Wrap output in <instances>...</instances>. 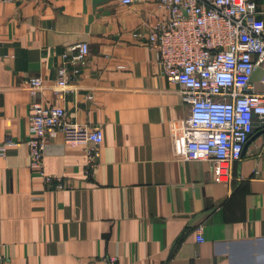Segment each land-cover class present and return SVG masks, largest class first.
I'll return each instance as SVG.
<instances>
[{"label": "crops", "instance_id": "obj_1", "mask_svg": "<svg viewBox=\"0 0 264 264\" xmlns=\"http://www.w3.org/2000/svg\"><path fill=\"white\" fill-rule=\"evenodd\" d=\"M166 14L157 0H0V145L18 142L0 152V264H264V128L231 182L188 159L189 104L144 44ZM81 42L89 61L59 88L63 53ZM30 77L45 105L103 131L93 168L83 145L48 135L44 167L65 188L29 167Z\"/></svg>", "mask_w": 264, "mask_h": 264}, {"label": "built area", "instance_id": "obj_2", "mask_svg": "<svg viewBox=\"0 0 264 264\" xmlns=\"http://www.w3.org/2000/svg\"><path fill=\"white\" fill-rule=\"evenodd\" d=\"M157 5L167 14L153 23L144 44L155 52L165 77L179 85V94L189 104L188 159L209 161L218 180L231 182L234 164L248 139L255 128H264V23L260 19L264 9L255 0H157ZM89 54L87 42L64 51L56 80L59 88L67 87L68 65H86ZM25 85L33 97L26 140L29 167L47 185L65 188L67 183L44 167L48 135L61 131L66 143L83 145L86 162L93 168L103 131L69 121L64 107L37 99L44 87L41 77L27 78ZM17 143L8 138L0 152ZM203 229V224L197 227L199 242L205 240ZM109 263L120 264L115 256L109 257Z\"/></svg>", "mask_w": 264, "mask_h": 264}]
</instances>
